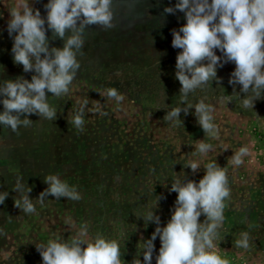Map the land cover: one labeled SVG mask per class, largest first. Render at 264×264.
Masks as SVG:
<instances>
[{
    "label": "rangeland",
    "instance_id": "obj_1",
    "mask_svg": "<svg viewBox=\"0 0 264 264\" xmlns=\"http://www.w3.org/2000/svg\"><path fill=\"white\" fill-rule=\"evenodd\" d=\"M28 2L46 17L48 0ZM177 2L113 0L115 27L107 31L99 25L86 28L83 55L77 57L81 66L69 94L55 98L46 92L50 105L58 110L56 119L30 115L33 123L21 126L19 135L0 125V192L9 193L0 204V264H42L37 244L46 246L49 240L70 243L85 227L87 242L97 235L115 239L122 264L138 258L143 264L141 240L151 238L156 225L149 222L145 226L136 214L145 212L160 196L154 210L161 218L160 226H166L178 195L169 191L171 183L177 177L198 183L206 171L203 165L209 162L226 169L231 191L220 238L208 251L229 264H264V94L254 109L242 107L234 95L229 104L221 102V97L233 94L228 81L235 64L228 62L217 68L219 83L213 80L188 97L193 105L203 99L215 109V139L205 135L197 123L194 107L187 115L180 113L183 123L179 126L164 121L168 110L187 106L179 103L181 85L175 76L176 57L182 49L171 44L172 30L186 24V18L179 10L164 12ZM15 4L16 0H0V84L20 76L30 81L34 74L13 62L7 22ZM46 36L50 47H63V40L51 38V30ZM108 88H116L123 101L99 94ZM240 88L235 85L242 100L245 94ZM85 101L81 132L70 126L68 118ZM97 107L107 114L100 115ZM201 140L213 145L204 158L196 154ZM241 147H247L249 154L237 168L228 160ZM192 161L201 163L195 174L184 166ZM49 173H58L82 198L49 196L42 205L35 201L48 187L44 177ZM17 175L32 188L29 197L34 200V214L26 215L14 206L19 196L13 191ZM204 221L202 214L199 222ZM244 232L250 237L248 249L235 246ZM154 245L152 264L161 246L159 237Z\"/></svg>",
    "mask_w": 264,
    "mask_h": 264
},
{
    "label": "clouds",
    "instance_id": "obj_2",
    "mask_svg": "<svg viewBox=\"0 0 264 264\" xmlns=\"http://www.w3.org/2000/svg\"><path fill=\"white\" fill-rule=\"evenodd\" d=\"M112 5L113 0H48L44 5L47 15L42 17L40 10L28 0H16L7 22V32L13 38V62L22 65L25 73L34 74L30 81L20 76L0 84V103L3 105L0 125L10 127L19 135L21 126L27 128L33 123L28 118L30 115L47 121L56 119L58 110L50 105L46 92L55 98L69 94L70 85L81 66L77 57L78 54L83 55L85 30L91 25H99L105 31L114 28ZM177 10L185 14L186 24L172 30L171 44L173 48L182 49L176 57L175 76L181 85L179 103L187 106L168 110L163 119L179 126L183 123L180 113L187 115L194 107L197 123L205 135L215 139L218 131L213 123L215 109L203 99L194 105L189 103V94L203 90L213 80L219 83L221 78L217 76V68L234 62L235 70L228 81L233 86V94L221 97V102L229 104L234 95L242 107L254 109L255 101L264 94V0H178L174 7H165L164 12L174 14ZM48 30H51L53 40L59 38L64 41L62 48L50 47L46 36ZM66 33L70 34L66 36ZM216 49L222 55L218 56ZM237 84L241 85L240 92L245 94L242 100L235 91ZM99 94L117 103L124 99L116 88H108ZM86 105L85 101L68 118L70 126L81 132L85 127ZM96 111L100 115L107 114L99 107ZM212 150L213 145L203 140L196 145V154L201 158ZM248 154L249 149L241 147L228 163L238 168ZM184 166L190 167L195 174L201 163L192 161ZM203 166L206 171L198 183L178 177L171 183L169 191L178 195L166 226H160L161 218L154 210L159 206L160 196L145 212L136 214L144 220L145 226L149 222L156 225L151 238L141 240L143 264H152L157 237L161 246L155 257L156 264H229L216 252L208 251L220 238L224 209L230 198L229 179L226 169L216 162ZM44 183L48 187L35 200L41 205L49 196L72 201L82 198L77 189L62 180L58 173L46 174ZM13 191L19 193L14 198V206L26 215L34 214V200L29 197L32 188L23 176L15 177ZM8 195L7 191L0 192V204ZM202 214L205 221L200 223ZM86 235L85 227L70 243L49 240L46 246L37 244L42 264H122L117 240L97 235L93 242H87L84 239ZM249 239V233H241L235 246L248 249ZM132 264L142 262L138 258Z\"/></svg>",
    "mask_w": 264,
    "mask_h": 264
}]
</instances>
